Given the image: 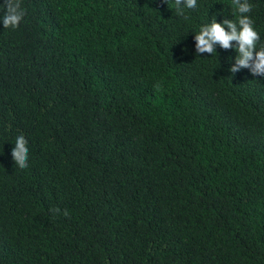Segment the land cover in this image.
Returning a JSON list of instances; mask_svg holds the SVG:
<instances>
[{"label": "trees", "instance_id": "obj_1", "mask_svg": "<svg viewBox=\"0 0 264 264\" xmlns=\"http://www.w3.org/2000/svg\"><path fill=\"white\" fill-rule=\"evenodd\" d=\"M22 7L0 27V264H264V78L194 55L231 0Z\"/></svg>", "mask_w": 264, "mask_h": 264}, {"label": "clouds", "instance_id": "obj_2", "mask_svg": "<svg viewBox=\"0 0 264 264\" xmlns=\"http://www.w3.org/2000/svg\"><path fill=\"white\" fill-rule=\"evenodd\" d=\"M231 3L235 19H218V15L226 17L221 12L193 33L194 55L202 57L207 53L211 56L218 53V48L232 50L235 57L228 69L230 73L247 69L252 76L264 78V43L260 42L261 33L252 16V0H231ZM174 7L178 15L184 16L186 10L198 7V0H174ZM0 12L3 13L0 15L2 28H17L25 16L22 0H0ZM181 51L187 52V48ZM9 153L15 166L28 167V139L22 132L15 135Z\"/></svg>", "mask_w": 264, "mask_h": 264}]
</instances>
